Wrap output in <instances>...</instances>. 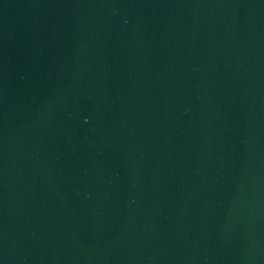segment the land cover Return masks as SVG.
<instances>
[{
    "label": "water",
    "instance_id": "1",
    "mask_svg": "<svg viewBox=\"0 0 264 264\" xmlns=\"http://www.w3.org/2000/svg\"><path fill=\"white\" fill-rule=\"evenodd\" d=\"M0 264H264V0H0Z\"/></svg>",
    "mask_w": 264,
    "mask_h": 264
}]
</instances>
